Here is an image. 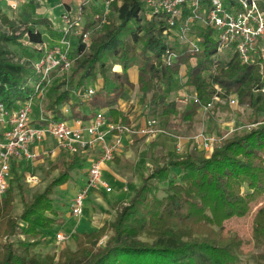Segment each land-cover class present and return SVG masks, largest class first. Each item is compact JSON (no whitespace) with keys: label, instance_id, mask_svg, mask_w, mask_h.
Here are the masks:
<instances>
[{"label":"trees","instance_id":"16d2710c","mask_svg":"<svg viewBox=\"0 0 264 264\" xmlns=\"http://www.w3.org/2000/svg\"><path fill=\"white\" fill-rule=\"evenodd\" d=\"M41 2L44 5L45 0ZM115 11L116 20L110 19L93 35L88 49H76L80 57L66 78L67 86L55 90L46 107L56 115L53 120L60 119V105L71 101L72 87L83 88L101 75L104 85L83 103L93 114L83 113L82 118L91 119L100 108L108 109L114 122L127 123L128 118L115 106L128 97L126 86L135 87L130 71L136 67L144 114L170 129L191 123L214 94L226 106L236 97L240 107L251 111V123L256 125L225 138L209 155L170 153L144 178L135 195L120 203L113 221L79 235L77 248H66L58 258L41 257L31 250L41 242V229L59 222L55 188L69 181L76 160L30 199L15 176L0 197V264H244L243 237L236 232L227 237L223 234L224 223L233 218H240L243 232L252 231L256 252L249 258L254 259L253 264H264L261 67L243 64L234 56L217 58L212 27L202 29V51L192 55L185 43L171 45L165 15H151L141 0H116ZM19 12L16 25L0 9V102L8 108L35 94L40 75L33 63L42 56L37 46L45 42L39 28H52L48 17L33 12L31 0ZM87 18L85 28L93 24V17L88 14ZM169 46L177 53L171 64L165 60ZM116 64L122 72L113 71ZM180 78L187 79L185 83L197 94L184 107L177 99L170 100ZM18 194L22 211L16 217L13 210Z\"/></svg>","mask_w":264,"mask_h":264},{"label":"built area","instance_id":"2783aa9c","mask_svg":"<svg viewBox=\"0 0 264 264\" xmlns=\"http://www.w3.org/2000/svg\"><path fill=\"white\" fill-rule=\"evenodd\" d=\"M12 10L22 5V0H6ZM92 0H82L77 12H65L62 15L63 27L59 39L55 43L43 42L38 48L42 56L33 63L40 75L35 94L19 105L8 108L0 102V126L3 128L0 138V196L5 193L12 177V164L20 161H32L37 157L32 150L34 144L43 142L47 137H53L57 147L64 152L89 157L88 181L74 195L71 214L83 215L86 199L94 188H104L108 193L113 187L102 173V166L113 161L117 149L122 145V134L132 133L147 138L167 135L168 128L160 126L156 118H147L144 125H132L119 119L114 122L104 110L99 109L87 120H78V127H72L64 119L53 120L52 114L39 118L35 123L32 101L35 96L47 95V85L50 84L54 73L69 74L80 54L75 51L79 46L88 49L92 35L107 25L110 13L115 10L116 0H105L103 8L93 18V24L85 28L83 12ZM151 15L163 14L166 17L169 40L172 43H185L193 55L201 50L202 29L212 27L215 32L216 57H237L243 64L258 63L261 73H264V0H141ZM177 53L170 46L165 51L168 64L175 62ZM217 88V87H216ZM218 89V88H217ZM85 99H91L97 90L92 87L77 89L76 95L82 92ZM264 92V86L261 89ZM219 91V89H218ZM212 100L204 106L208 110L219 103L220 97L214 94ZM188 97L178 101L186 103ZM236 97L229 99V105H237ZM264 123V118L261 120ZM261 122H259L261 124ZM254 124L253 126H255ZM200 148L207 155L212 154L215 136L199 135ZM181 139L178 138L176 152L182 153ZM29 186H35L39 178L29 174L25 178ZM128 191V186L123 188ZM57 244L66 242L68 236L59 232L55 236Z\"/></svg>","mask_w":264,"mask_h":264},{"label":"crops","instance_id":"0c3cea01","mask_svg":"<svg viewBox=\"0 0 264 264\" xmlns=\"http://www.w3.org/2000/svg\"><path fill=\"white\" fill-rule=\"evenodd\" d=\"M81 2L82 0H45L44 5L37 10L38 13L45 15V17H48L52 22V28L49 30V34H52V30L56 33L54 37L56 41H53V43L57 42L59 39L63 27L62 15L68 11L75 12ZM86 23H88V18L85 19V24ZM113 71L122 72V67L116 64L113 67ZM130 77L134 82L135 87L130 88L126 86L125 90L127 91L128 97L126 99H119L115 107L128 118L127 123L141 126L145 124L148 117L144 114V106L137 95L139 91L137 84L139 77L138 69L136 67L131 69ZM65 81L67 80L62 79L58 86H61L62 84L63 86L61 87L65 88L67 86V83L65 85ZM88 83H90L89 87L97 90L99 88L101 89L104 85V79L99 75L95 82L89 81ZM175 86L176 87L171 92L172 94H170V100L177 99V97L183 92L180 90L181 83H176ZM89 87H83L81 89L86 90ZM72 89L73 96L71 101L67 104L60 105L61 114L59 118L66 120L72 127H78V120L84 122L87 121L82 118L83 113L88 115L93 114V111L84 108L85 104L83 103L90 100L83 97L84 91L82 90L80 95H76L74 91L80 88L72 87ZM39 99L41 100V103L37 106V109L33 110L32 114L35 123H39V118L47 116L44 111L46 110L49 101L46 97H40ZM98 110L94 112V115ZM101 110H104L109 116L108 109ZM54 116L56 118V115L52 111V118ZM208 123L209 121L204 119L203 124ZM193 124L196 125L195 122ZM187 126L189 127L190 125ZM182 127L185 126L183 125ZM229 129L228 132L219 134L220 137L218 138L221 139L222 136L225 140V138L229 136L231 137V128ZM2 132L3 130L0 126V138L2 137ZM213 132L216 134L215 131ZM122 135V145L117 149L113 161L106 162L102 166V173L113 187V191L108 193L102 187L92 189L86 199L85 211L83 215L79 217L73 216L71 211L64 214L62 210L63 208L56 207L58 210L57 218L60 220L57 224H54L49 228L41 229V243L38 245L42 250H50L52 242L55 241V236L59 232H63L68 236L65 242V247L75 250L77 248L78 238L80 237L79 235L98 231L107 221H113L117 215V209L119 208L120 203H126L128 201L126 199L130 197V193L124 192L122 186L128 185L130 191L132 188L131 196L135 195V189L142 185L144 178L149 175L153 168L166 161L170 153H175L174 149L178 143V137L174 136L169 137L159 135L155 138H147L132 133H123ZM181 144L183 145V155H185V153L197 155L193 152L195 147L198 149V145H194L189 141L186 143V140L183 138L181 139ZM32 150H35L37 154V157L34 160H25L12 164V177L10 181L17 175L19 178L22 176L25 178L29 174H34L39 178L40 184L38 185H46L53 180L52 178L50 181H44L46 177L44 174L48 167H56L49 175V177L56 178L59 174L55 176L54 173L59 170L57 164L60 163V160H64V162L67 163L76 160V163L70 170L69 181L65 185L57 188V190L60 192L68 190L71 193L70 197L74 198V195L87 183L89 173L88 170L85 172L83 171L82 165H84L85 161L88 162L89 165L91 164L88 156L81 154L72 155L69 154V152L62 151L57 147L55 139L50 136L43 142L34 144ZM61 157H64V159H61ZM61 171L62 170H59V173ZM176 172L178 173L179 171L176 170ZM261 198H264V196ZM263 205L264 203L262 206ZM262 206H260V208Z\"/></svg>","mask_w":264,"mask_h":264},{"label":"rangeland","instance_id":"374dc122","mask_svg":"<svg viewBox=\"0 0 264 264\" xmlns=\"http://www.w3.org/2000/svg\"><path fill=\"white\" fill-rule=\"evenodd\" d=\"M22 1H23L22 5H24L27 2H29L30 0H22ZM31 1L33 4V12L35 13L43 4H42L41 0H31ZM104 1L105 0H92V2H90L89 6H87L85 8V11L83 12L84 24H85V19H87V17H88V14L94 18V16L99 13L100 9L103 8ZM1 2H0L1 12L8 15L16 25H19V23H18L19 22L18 17L20 15L19 8L17 10H12L10 7L7 6V4H6L7 1L2 2V3ZM75 12H77V9ZM116 16H117L116 11L115 10L112 11L110 13L109 20L110 19L116 20ZM108 23H109V21H107V24ZM39 29H41L40 32L42 33V37H43L45 42L50 44L51 41H52V43H53V41H56L54 38L56 33L53 32V30H52V34H49L50 31L47 30L46 28L44 29V27H43V28H39ZM100 29L98 28V30L93 31L94 33L93 34L91 33L92 37L97 32H99ZM177 46L179 48H181L180 44H178ZM9 49L13 50V51H17V50H15V49H17L16 47L9 46ZM66 78H68V74L65 75V74H61V73L59 75H56L54 78H52L50 84L47 85V90H48L47 93L49 95L47 94L43 97H46V99L49 101L50 96L52 95V93L55 92V90L63 89L61 87V86H63L62 84H61V86H58V85L62 79H66ZM186 80L187 79H184V78L181 79L180 78L176 81L177 84L181 83L180 90L183 91L177 97V101L182 97H188V100L186 103L180 102L182 107L189 104L190 101L197 95L196 92L192 90L189 83L188 84L185 83ZM66 83H67V81H65V85H66ZM89 84L90 83H87L85 85V88L89 87L90 86ZM137 95L140 98L141 92L138 91ZM39 98L40 97L35 96V98L33 99V101H32L33 110L37 109V106H39V104L41 103V100ZM20 103H21V101H18L17 105H19ZM250 112L251 111L249 109L240 107L238 103H237V105L235 104L232 106H230V105L226 106V103H217L212 108H210L208 110L204 109V106H203V108H200V110H198V112L196 113V115L194 116V119L192 121L193 123L195 122L196 125H194L191 122V123L185 124L184 125L185 127H179V129H170L167 127L169 133L167 135H161V136H169V137L174 136V137H178V138L180 137V138L185 139L186 143H188V141H189V142L193 143L194 145L195 144L198 145L197 144V142H198L197 137L199 135H205V136L210 135V136H215L217 138L218 142L217 143L215 142V147H216L218 144L222 143V141L224 140V138H222V136H221V139L218 138V137H220L219 134H223L224 132H228L230 130L229 128H231L230 134L233 135L236 132H239V133L244 132V131L248 130L249 128L253 127L254 124L251 123L252 120H251ZM44 113L46 115L52 114V110H49L48 108H46ZM204 119H207L209 121L208 124H210V125L203 124ZM159 122H160V120H159ZM159 125L164 126L163 124H159ZM187 125H190V126L188 127ZM164 127H166V126H164ZM2 130H3V128H2ZM213 131H215L216 134H214ZM197 148L198 149H196V147L194 148L196 151L194 150L193 153H195V154H201V153L207 154V152L204 148H200L199 145L197 146ZM175 149H174V152L178 156L183 155V153H184L183 150H182V153H178V152H176ZM182 149H183V145H182ZM61 159H64V157L63 158L61 157ZM59 162L60 163L57 164L59 167V170L65 169L67 162H64V160H60ZM88 166H89L88 162L85 161L84 165H82V169L84 172L86 170H88ZM50 167H48L47 171H45L44 175L46 177H45L44 181H46V180L50 181V180H52V178L54 179V177H49V175L53 172L52 171L53 169H51L52 167L51 168ZM59 170L54 173L55 176L59 174ZM25 178H24V176L20 177L21 184L24 186L25 193L29 199L32 197V195L35 192L43 191L45 189V186L48 184L47 183L46 185L43 184L42 186H40V185H38V184H40V182H39L35 186H29L26 183ZM125 186L126 185H123L122 189ZM59 187H61V186H59ZM59 187L55 188V194L56 195L54 194V196H53L54 202H55V207L63 208L62 209L63 213L66 214L68 211H71V207L73 204V197H70L71 193L68 190H66L64 192L58 191L57 188H59ZM124 192H126V191H124ZM128 192L130 193V197L128 199H130L132 197L131 196L132 195V188L130 191V189L128 187V191L126 193H128ZM128 199H126V200H128ZM21 211H22V204L20 201V196L18 194V195H16L13 215L16 217L19 216ZM238 219H240V218H233V219L227 220L224 223L223 234L227 237V235L236 232L241 237H243V239L245 241L243 244V250L245 252L244 264H253L254 259L249 258L253 253L256 252V250H254V247H253L254 243L252 240V231L251 232H243L239 226ZM66 248H69V247H65V243L57 244L56 239H55V241L52 242V246H51L50 250H48V251L42 250L39 245H36V247H33L32 248L33 250H31V251H32V253H34L38 256H41V257H45V256L49 255V256H53L55 258H58L63 253V251H65Z\"/></svg>","mask_w":264,"mask_h":264},{"label":"bare ground","instance_id":"6f19581e","mask_svg":"<svg viewBox=\"0 0 264 264\" xmlns=\"http://www.w3.org/2000/svg\"><path fill=\"white\" fill-rule=\"evenodd\" d=\"M117 70V69H116Z\"/></svg>","mask_w":264,"mask_h":264}]
</instances>
